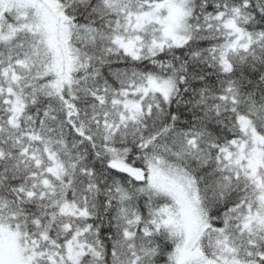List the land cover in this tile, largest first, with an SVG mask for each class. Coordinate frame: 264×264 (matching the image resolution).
I'll return each instance as SVG.
<instances>
[{"label": "snow or ice", "instance_id": "obj_1", "mask_svg": "<svg viewBox=\"0 0 264 264\" xmlns=\"http://www.w3.org/2000/svg\"><path fill=\"white\" fill-rule=\"evenodd\" d=\"M0 264H264V0H0Z\"/></svg>", "mask_w": 264, "mask_h": 264}]
</instances>
